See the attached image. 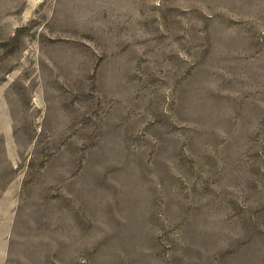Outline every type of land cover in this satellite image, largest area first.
Returning a JSON list of instances; mask_svg holds the SVG:
<instances>
[{
    "label": "rangeland",
    "instance_id": "1",
    "mask_svg": "<svg viewBox=\"0 0 264 264\" xmlns=\"http://www.w3.org/2000/svg\"><path fill=\"white\" fill-rule=\"evenodd\" d=\"M5 264H264V0H0Z\"/></svg>",
    "mask_w": 264,
    "mask_h": 264
},
{
    "label": "crops",
    "instance_id": "2",
    "mask_svg": "<svg viewBox=\"0 0 264 264\" xmlns=\"http://www.w3.org/2000/svg\"><path fill=\"white\" fill-rule=\"evenodd\" d=\"M11 224L12 219L6 213L0 216V264L6 263Z\"/></svg>",
    "mask_w": 264,
    "mask_h": 264
}]
</instances>
